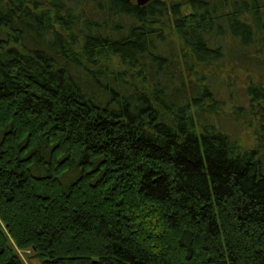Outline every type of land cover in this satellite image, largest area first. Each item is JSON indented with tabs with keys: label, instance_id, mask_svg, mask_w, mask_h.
Instances as JSON below:
<instances>
[{
	"label": "trees",
	"instance_id": "obj_1",
	"mask_svg": "<svg viewBox=\"0 0 264 264\" xmlns=\"http://www.w3.org/2000/svg\"><path fill=\"white\" fill-rule=\"evenodd\" d=\"M33 261L264 264V0H0V264Z\"/></svg>",
	"mask_w": 264,
	"mask_h": 264
},
{
	"label": "rangeland",
	"instance_id": "obj_2",
	"mask_svg": "<svg viewBox=\"0 0 264 264\" xmlns=\"http://www.w3.org/2000/svg\"><path fill=\"white\" fill-rule=\"evenodd\" d=\"M116 64V63H114ZM218 75H221L223 80H226V82H230L236 86L237 89L243 90V87H245L247 84H249V75L245 72L241 71H231L228 70L226 72L218 73ZM254 78V77H253ZM256 80V79H255ZM233 106H237V103L233 104ZM229 109V108H228ZM231 109V108H230ZM239 138L243 143H247L248 145L252 144L251 136L249 133L242 130V133H238ZM31 264H37L36 261H33Z\"/></svg>",
	"mask_w": 264,
	"mask_h": 264
},
{
	"label": "water",
	"instance_id": "obj_3",
	"mask_svg": "<svg viewBox=\"0 0 264 264\" xmlns=\"http://www.w3.org/2000/svg\"><path fill=\"white\" fill-rule=\"evenodd\" d=\"M148 1H149V0H138V3H139L140 5H144V4H146Z\"/></svg>",
	"mask_w": 264,
	"mask_h": 264
}]
</instances>
